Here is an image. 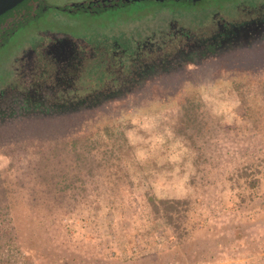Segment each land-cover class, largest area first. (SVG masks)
Here are the masks:
<instances>
[{
  "label": "rangeland",
  "instance_id": "obj_1",
  "mask_svg": "<svg viewBox=\"0 0 264 264\" xmlns=\"http://www.w3.org/2000/svg\"><path fill=\"white\" fill-rule=\"evenodd\" d=\"M98 23L20 31L0 87L32 30L116 27ZM200 65L92 112L0 124V264H264V40ZM248 83L246 109L233 87ZM161 201L186 216L179 230Z\"/></svg>",
  "mask_w": 264,
  "mask_h": 264
},
{
  "label": "flooded vegetation",
  "instance_id": "obj_2",
  "mask_svg": "<svg viewBox=\"0 0 264 264\" xmlns=\"http://www.w3.org/2000/svg\"><path fill=\"white\" fill-rule=\"evenodd\" d=\"M68 18L116 27L32 30L0 87V124L85 113L264 40V0H23L0 16V50Z\"/></svg>",
  "mask_w": 264,
  "mask_h": 264
},
{
  "label": "trees",
  "instance_id": "obj_3",
  "mask_svg": "<svg viewBox=\"0 0 264 264\" xmlns=\"http://www.w3.org/2000/svg\"><path fill=\"white\" fill-rule=\"evenodd\" d=\"M251 90L249 88V83L246 85H241V84H235V86L233 87V90L238 92V94L240 95V101H242V105L244 107L247 108H251L250 105L248 103H246V98L247 97H243L241 94L242 93H246L247 90ZM146 95V94H145ZM99 109L96 108V109H93V110H90L89 112H92V111H95ZM88 112V113H89ZM87 115V114H85ZM83 115V116H85ZM97 123V122H96ZM96 128V131H94ZM90 131H94V135L97 136L100 132V136L103 135L105 137L106 140H112L111 144H110V147H112L113 149V152L116 153L118 152V154H121V155H124L125 151L122 150V146L121 145H117V141L119 140V137L117 135V131L109 126H105L103 128H98V126L96 127H92ZM99 136V137H100ZM112 137V138H111ZM117 149V151H116ZM248 168H245V169H242L238 172H240L238 174V178H242L244 176V174H242L243 171L247 170ZM255 183V182H254ZM253 184V183H251ZM150 202L153 203L152 199H149ZM178 204H181L179 202H177ZM161 206H163V215L165 218H167L169 221H175V223L177 224V226L174 225V228H176L177 230H179V228H181V223H179L180 221H182L186 216L184 215V213H181L180 209H175V206H174V203H172L171 201H161L160 202ZM185 211V210H184ZM178 221V222H177ZM174 223V224H175ZM183 229H185V227L183 226ZM108 256H109V253L107 252Z\"/></svg>",
  "mask_w": 264,
  "mask_h": 264
},
{
  "label": "water",
  "instance_id": "obj_4",
  "mask_svg": "<svg viewBox=\"0 0 264 264\" xmlns=\"http://www.w3.org/2000/svg\"><path fill=\"white\" fill-rule=\"evenodd\" d=\"M23 0H0V16L14 8Z\"/></svg>",
  "mask_w": 264,
  "mask_h": 264
}]
</instances>
